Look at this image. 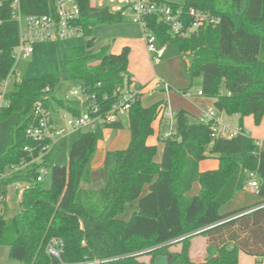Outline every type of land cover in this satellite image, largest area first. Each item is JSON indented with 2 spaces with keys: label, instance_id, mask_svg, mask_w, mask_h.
Instances as JSON below:
<instances>
[{
  "label": "trees",
  "instance_id": "16d2710c",
  "mask_svg": "<svg viewBox=\"0 0 264 264\" xmlns=\"http://www.w3.org/2000/svg\"><path fill=\"white\" fill-rule=\"evenodd\" d=\"M77 24L85 43L70 48L60 59L65 78L51 74L36 79L14 80L13 89L2 96L1 86L15 64L13 51L19 43L17 23L8 5L0 10V121L14 115L0 172L29 162L39 149L26 136L33 121V105L44 98L45 106L78 114V103L65 99L67 92L83 86L108 102L114 90L127 81L130 47L110 53L106 43L93 37L100 25H118L128 20L106 9H92L88 0H75ZM186 12L193 8L220 18L216 26L201 28L185 38L172 36L156 16L146 19L158 44L175 45L191 56L188 74L201 80L202 96L212 99L213 108L226 116L237 115L243 134L231 139H211V122L200 123L184 110L176 111L175 134L163 143L160 160L157 146L147 144L155 122L164 123L163 100L149 107L135 102L126 118L130 141L117 151L115 163L103 187L96 191L81 187L89 180L91 161L97 149L92 131H80L71 145L66 165H55L46 157L49 169L44 182H35L39 166L34 165L14 180L32 181L24 190L20 211L12 217L0 215V245L19 264H153L167 256L169 264H239V253L264 260V152L243 129L242 120L251 117L259 126L264 117V0H163ZM55 0H20L25 16L45 15L54 10ZM45 87L50 93L44 95ZM161 138V136H160ZM32 150L30 152L24 149ZM206 152L217 160L213 170L200 171ZM255 174L260 201L252 206L221 214V209L243 192ZM198 190L193 195L194 186ZM147 187L146 194L143 189ZM136 202L129 220L120 217ZM204 237L215 248L203 263L189 258L190 240ZM52 237L63 241L59 261L51 262L45 245ZM181 245L180 252L168 250ZM143 257H148L144 262Z\"/></svg>",
  "mask_w": 264,
  "mask_h": 264
},
{
  "label": "built area",
  "instance_id": "2783aa9c",
  "mask_svg": "<svg viewBox=\"0 0 264 264\" xmlns=\"http://www.w3.org/2000/svg\"><path fill=\"white\" fill-rule=\"evenodd\" d=\"M92 9H106L111 13L122 14L128 21L138 24L143 32L147 51L154 63L163 59L166 46L156 48L157 39L149 31L146 19L156 16L163 22L172 36L185 38L207 26H216L220 18L208 12L189 9L184 12L181 8H174L163 0H88ZM8 5L11 18L17 23L19 30V43L13 51L14 58L27 59L33 52L32 45L54 40L74 39L83 36L81 26L77 24L79 7L75 0H55L52 13L45 15L25 16L20 8V0H0V10ZM10 84L9 76L1 86L2 96ZM156 85L164 94V108L162 119L164 130L161 139L165 140L175 134L176 111L169 103L171 86L162 78L156 77ZM44 95L50 93V88L45 87ZM182 98L190 99L192 95L188 90H177ZM142 89L134 87L132 83L124 81L117 86L113 99L108 102L107 96L99 98L83 86L70 89L65 99L77 102L78 114L72 115L62 110L52 113L46 106L44 98L33 105V121L26 129V136L35 141L39 149L29 162H22L0 172V215L9 201L8 188L15 186L23 192L32 181L14 180L13 176H21L34 165L39 166L36 171L35 182H42L49 174L45 164L47 156L51 155L58 141L71 132H80L93 129L98 124H113L126 117L131 106L141 99ZM197 96H202L199 90ZM224 113L217 112L213 107L201 111L197 117L200 123L211 122V139H231L243 134L239 127H232L222 119ZM246 134H249L246 132ZM258 152H264V140H254ZM32 154V150L25 148ZM251 180L246 189L257 192L258 184L255 174H250ZM20 203V198H19ZM63 249V241L58 237L50 238L45 245V253L51 262L59 261Z\"/></svg>",
  "mask_w": 264,
  "mask_h": 264
},
{
  "label": "rangeland",
  "instance_id": "374dc122",
  "mask_svg": "<svg viewBox=\"0 0 264 264\" xmlns=\"http://www.w3.org/2000/svg\"><path fill=\"white\" fill-rule=\"evenodd\" d=\"M181 2L182 0H174ZM109 32L108 35H104L101 32ZM96 35L100 39V43H107L110 47V53H118L122 47L128 46L131 49L128 58V71L131 74L132 85L137 88H141L143 95L141 104L144 107H148L151 104L164 99L163 92L156 85V77L164 79L170 86L169 103L171 107L183 108L192 112L194 109L190 106L192 101H198L202 103L205 99L197 97V92L200 90L201 80L199 78L191 79L188 74V67L191 63V56L188 53H181L175 45H170L166 48L163 59L158 63H154L151 59V55L147 51V46L143 38V32L138 24L128 21L121 25L109 27L100 26ZM131 39V41L129 40ZM126 41H130V44ZM85 43L83 36L74 39L54 40L44 43H38L32 45L33 52L27 59L15 58V64L13 67V73L10 74V84L7 87L8 91L13 89L14 80L21 79H36L43 77L47 74L59 78H65V73L60 67V59L64 54L73 47H82ZM161 46L157 43L156 48ZM181 88H187L192 97L190 99L182 98L177 94V90ZM15 116L12 115L9 118L0 121V154L4 150L5 141L8 135V131L14 121ZM106 126V125H104ZM100 128L97 127L91 130L97 133ZM86 131V130H84ZM78 132H71L67 136L60 139L53 150L50 161L55 165H66L69 150L71 145L76 141ZM99 137L97 138V140ZM161 138H159V141ZM154 137H150L147 141L153 143ZM156 144L157 154L155 160L157 161L159 151L162 149L161 143ZM115 154L113 152L110 156V166L108 171L112 169L115 163ZM206 159L199 164V169H211L210 164L217 163V160L210 156L208 152L205 154ZM109 158V154H108ZM45 187L49 186V179L46 178L44 182ZM198 187L195 185L191 194H195ZM147 187L143 189V195L146 194ZM19 190L11 185L8 188L9 201L5 207L3 213L5 217H12L19 213ZM258 197L251 190H246L240 194L234 201L229 202L225 207L221 209V214H226L229 211H235L244 207L249 203H256ZM135 205V206H134ZM133 206V207H132ZM137 204L134 202L131 206L125 208L124 213L121 215V219L127 221L130 219L131 214L136 210ZM132 212V213H131ZM215 253V248H209V257H212ZM239 264H264V261L254 263L253 259L249 256L239 253ZM0 264H19L18 261L10 259L8 256V249L6 246L0 245ZM153 264H169L167 256L157 257Z\"/></svg>",
  "mask_w": 264,
  "mask_h": 264
},
{
  "label": "crops",
  "instance_id": "0c3cea01",
  "mask_svg": "<svg viewBox=\"0 0 264 264\" xmlns=\"http://www.w3.org/2000/svg\"><path fill=\"white\" fill-rule=\"evenodd\" d=\"M118 25H121V24H118ZM100 26H109V25H100ZM100 26L95 27L93 30V34H92L93 37L97 38L98 40H100V39L96 35V33L100 29ZM113 26H117V25H111L109 27H113ZM101 33L104 35H108L109 32L102 31ZM129 40L131 41V39H129ZM130 41H126V42L130 44ZM103 43H105V42H103ZM181 90H187V88H181ZM197 97L203 98V99H205V101H203L202 103H199L198 101H192L190 103V106L192 107V109H194L192 112L189 111V110H191V108L189 110L183 109V108H174V110L175 111L184 110V111L188 112L189 114H191L192 116L197 118L202 110H204L206 108H212L213 107L214 101L212 99H208L204 96H197ZM141 99H142V97H141ZM141 99H140V101H141ZM157 102H159V101H157ZM153 104H151V105H153ZM3 105H4L3 97L0 96V107ZM57 110H59V109H57ZM221 117L230 126L238 127L239 117L237 115H234V116L222 115ZM104 125H106V126H104ZM242 126H243V129L249 133V136L253 140H264V117L261 120V123L259 126L254 125L251 117H245L242 120ZM97 127H99L100 129L98 130V135H97V133H95V135L97 138L99 137V139L97 140L96 152H95V154L92 158V161H91L90 177L86 183H83L81 185V187L83 189L91 190V191H96V190H99L103 187L105 180H106V172L108 171V166H110V156H112L111 154L113 152H117V151L126 149L128 144H129V141H130V134H129V131L127 129V121H126L125 117L120 118V120L118 122L113 123V124H98L93 129H95ZM93 129H86V131H91ZM153 129H154V133H153V136H151V137H154L155 141L153 143L147 142V144L156 146V144L158 143L159 138L163 132L162 131V123L160 121L155 122L153 125ZM159 143H161L162 147H163V143L160 141H159ZM161 152H162V149H160V151H159V156L157 158L158 159L157 162L160 160ZM108 154H109V158H108ZM210 166H211V169H207V170L215 169L217 167V163L210 164ZM201 171H206V169L201 170ZM241 193L237 194L235 196V198L232 199L231 201H234L235 199H237V197L240 196ZM18 194H19V198H20L21 192H19ZM259 201H260V199L258 198V201L256 203H258ZM256 203H249L247 205H244V207L252 206ZM241 208H243V207H241ZM210 247L211 246L208 244L207 240L204 237H202V236L193 237L190 240V247H189V258H190V260L194 263L205 262L208 258H210L209 257V248ZM180 249H181V245H175V246L170 247L168 251L170 253H178V252H180ZM239 258H240V254L238 256V259ZM250 258L253 259L254 263H256L255 258H253V257H250ZM142 260L144 262H147L148 257H143ZM262 261H264V260H262Z\"/></svg>",
  "mask_w": 264,
  "mask_h": 264
},
{
  "label": "water",
  "instance_id": "95a60500",
  "mask_svg": "<svg viewBox=\"0 0 264 264\" xmlns=\"http://www.w3.org/2000/svg\"><path fill=\"white\" fill-rule=\"evenodd\" d=\"M23 193H24V191L21 192V194H20V203L22 202V196H23Z\"/></svg>",
  "mask_w": 264,
  "mask_h": 264
}]
</instances>
